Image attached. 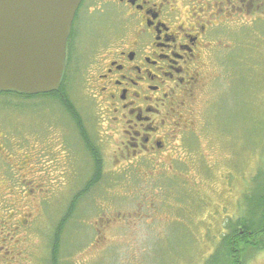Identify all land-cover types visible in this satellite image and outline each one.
Segmentation results:
<instances>
[{
  "label": "rangeland",
  "instance_id": "obj_1",
  "mask_svg": "<svg viewBox=\"0 0 264 264\" xmlns=\"http://www.w3.org/2000/svg\"><path fill=\"white\" fill-rule=\"evenodd\" d=\"M260 11L263 13L264 7ZM219 29L222 35L210 50L207 68V74L213 73L214 77L190 107L196 119L194 130L179 138L181 160L174 161L177 165L169 162L164 167L171 174L180 171L182 176L164 173L151 177L146 174L148 167L145 172L138 171L139 163L117 167L107 163L102 183L76 202V220H69L63 233L60 264H206L226 230L224 223L239 217V203L248 209L258 208L259 202L250 197L264 194V15L221 23ZM66 75L70 94V70ZM85 85L86 79L80 76L72 86L76 101L87 93ZM2 100L0 96V103ZM22 102L24 107L17 110L15 121H22V117L28 120H23L15 135L23 149H32V141L41 136L36 163L50 142L43 124L59 125L58 155L50 156L47 147L42 157L47 169L48 160H53L50 163L57 169L52 167L50 171L51 184L58 188L53 191L51 204L47 205L49 192L34 199L38 209L34 207L32 212L39 218L34 226L31 217H25L29 222L24 230L28 247L24 243L18 255L29 250L33 259L11 256L5 262L51 264L52 234L70 197L90 179L84 181L82 169L84 164L87 169L91 161L88 150L77 147L72 140L71 153L77 158L74 162L81 165L78 170L69 169L67 142H71V127L61 103L50 98ZM7 113L10 116L11 112ZM26 159L30 160L31 155ZM114 168L120 170L112 172ZM20 200L21 214L30 213L28 207L24 209L23 196ZM40 201L42 209L45 205L43 211H39ZM118 210L124 211L118 215ZM242 259L245 264H264V249L246 250Z\"/></svg>",
  "mask_w": 264,
  "mask_h": 264
},
{
  "label": "flooded vegetation",
  "instance_id": "obj_2",
  "mask_svg": "<svg viewBox=\"0 0 264 264\" xmlns=\"http://www.w3.org/2000/svg\"><path fill=\"white\" fill-rule=\"evenodd\" d=\"M263 7L264 0H82L67 44L70 110L63 101L59 103L71 127L69 169L81 165L74 162L77 158L71 153L72 140L88 150L91 163L82 169L84 181L90 179L70 197V206L102 183L107 163L112 167L139 163L138 171L145 172L148 167L146 174L151 177L164 173L182 176L180 171L171 174L164 167L169 162L177 165L174 161L181 158L179 138L194 130L196 119L190 107L214 77L207 74V68L217 37L222 35L220 25L256 15L260 18ZM80 76L86 79L87 93L76 101L72 86ZM0 96V264H6L11 256L33 259L29 250L18 255L28 240L24 230L29 222L25 217H31L33 226L39 220L38 213L32 212L34 207L38 209L34 199L43 198L38 195L49 192L47 205L53 201V191L58 187L51 184L50 171L57 168L50 163L53 160H48L47 169L42 157L47 147L50 156L58 155L61 130L57 129L59 125L43 124L50 142L36 163L41 136L32 141V149H23L15 131L28 118L16 122L15 115L24 107L23 99L48 97L10 92ZM7 110L14 114L7 116ZM28 154L30 160L26 159ZM46 169L49 171L45 174ZM91 181L95 184L89 187ZM49 186L54 187L49 191ZM21 196L24 209L28 207L30 213L21 214L18 209ZM42 203L39 211L45 207L42 209Z\"/></svg>",
  "mask_w": 264,
  "mask_h": 264
},
{
  "label": "water",
  "instance_id": "obj_3",
  "mask_svg": "<svg viewBox=\"0 0 264 264\" xmlns=\"http://www.w3.org/2000/svg\"><path fill=\"white\" fill-rule=\"evenodd\" d=\"M82 0H0V92L57 91Z\"/></svg>",
  "mask_w": 264,
  "mask_h": 264
},
{
  "label": "trees",
  "instance_id": "obj_4",
  "mask_svg": "<svg viewBox=\"0 0 264 264\" xmlns=\"http://www.w3.org/2000/svg\"><path fill=\"white\" fill-rule=\"evenodd\" d=\"M67 75L61 88L55 92L41 94L42 97L56 99L58 102L63 101L64 105L70 110V94L67 90ZM11 94H20L10 92ZM95 182H89V187ZM87 185V184H86ZM85 185V186H86ZM87 188V190L89 189ZM264 189V187H263ZM250 198L255 199L258 203V208L252 206L248 209L239 203V217L231 218L224 223L225 232H222L221 240L216 250L210 254L206 264H245V259H242L243 253L246 250H262L264 249V194L256 193ZM75 201L77 199L74 198ZM75 203L70 206V202L64 212L62 218L58 222L53 236L51 238V264H60V250L62 245L63 233L67 222L76 220ZM226 227V228H225ZM248 264V263H247Z\"/></svg>",
  "mask_w": 264,
  "mask_h": 264
}]
</instances>
